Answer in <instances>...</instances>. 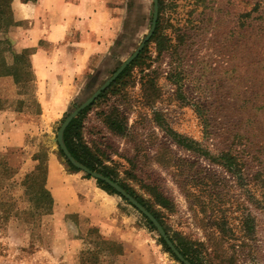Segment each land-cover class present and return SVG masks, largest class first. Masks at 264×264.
<instances>
[{
	"label": "rangeland",
	"instance_id": "374dc122",
	"mask_svg": "<svg viewBox=\"0 0 264 264\" xmlns=\"http://www.w3.org/2000/svg\"><path fill=\"white\" fill-rule=\"evenodd\" d=\"M12 3L11 21L0 29L8 65L35 50L18 40L23 24ZM157 3L155 36L124 76L74 117L71 140L158 213L191 262L264 264V0ZM153 8V0H106L119 35L106 40L97 67L51 74L54 84L66 77L75 83L69 92L46 88L44 113L43 88L19 95L12 77L0 76V99L30 111L17 115L16 131L0 123V264H79L91 228L121 244L122 253L103 264H183L139 210L76 168L57 141L63 121L143 42ZM36 156L59 165L44 185L53 190L51 203L40 178H25Z\"/></svg>",
	"mask_w": 264,
	"mask_h": 264
},
{
	"label": "crops",
	"instance_id": "0c3cea01",
	"mask_svg": "<svg viewBox=\"0 0 264 264\" xmlns=\"http://www.w3.org/2000/svg\"><path fill=\"white\" fill-rule=\"evenodd\" d=\"M12 7L16 19L23 24V27L17 30L21 46L35 48L29 57L35 76L31 86L33 85V90L43 88V96L38 99L43 113L48 111L50 103L49 90L46 88L61 85L65 87V92H69L75 83L73 77L69 79L66 77L61 80L62 84H54L51 74L66 71L86 73L97 67L107 54L106 40L113 37L111 43L114 42L121 29L120 23L115 30L116 9L113 12L109 9L107 16L106 0H33L27 3L13 0ZM112 16L113 20L107 19ZM114 32L115 36H112ZM43 44L47 47H42ZM81 86L82 83L78 84V87ZM13 87L18 91L20 89L16 84H13ZM2 98L6 106L0 111V123L4 131H16L22 126L16 120L17 115L26 112L29 114L30 111L24 107L11 106L6 95ZM64 98L61 97L59 102L63 100L62 105L65 108ZM58 167L56 159L49 157L47 185H50L51 175ZM51 191L53 194L52 189Z\"/></svg>",
	"mask_w": 264,
	"mask_h": 264
},
{
	"label": "trees",
	"instance_id": "16d2710c",
	"mask_svg": "<svg viewBox=\"0 0 264 264\" xmlns=\"http://www.w3.org/2000/svg\"><path fill=\"white\" fill-rule=\"evenodd\" d=\"M24 1H28V0H24ZM10 3L11 0H0V29H3V27L8 25V23L11 21L9 18H7L11 14ZM155 34L156 32H154L153 35H151V37L153 38ZM31 53H32V49H29L28 51H26V53L23 54L22 53L19 55L15 54L14 62L11 65H8L7 62H5V60L1 57V50H0V76H11L14 84H16L17 87L20 86L18 94H23L24 93L23 89H29V88L33 89L32 87L33 85L31 86V83L34 80L35 76L31 68V63L29 59ZM126 70L127 68L123 69V71H121L118 74V76L110 83V85L104 91L101 92V94L105 93L106 90H108L113 85H115L124 76ZM3 102L4 101L0 99V110L4 108ZM77 118L78 117L72 119L63 132V142L65 143L68 151L77 161L81 162L89 169L98 171L114 181L115 178L110 174V172L105 171L104 168L102 169L97 168L95 164L91 162L90 158L86 154H80L77 151L74 143L71 140L72 128L74 127V123L77 120ZM224 157L225 158L223 159H225L226 162H231L232 165L236 166V163L233 162L235 161L233 156H231L230 154L229 155L226 154ZM33 159L37 161V164L35 165L33 171L25 175V178L29 180L31 178H40L41 183L43 184L40 187V191L49 198V201L51 203L52 196L50 192L44 188L47 177V164L41 156L33 157ZM72 168L77 170L74 167ZM97 182L103 185L104 188L111 190V188L107 184H104L103 181L97 179ZM120 186L131 196H133L142 206H145L142 200L138 196H136L133 192L129 191L127 187L123 185ZM147 210L155 217V219L159 223L162 224L158 213L151 211L149 208H147ZM148 223L151 224L150 221H148ZM87 234L91 236L88 240L89 246L85 248V250L81 251L79 264H103L107 259H112L113 257L122 253L121 244H119L116 241L103 238L97 233V230L95 228L89 229ZM171 241L174 242L172 239ZM162 242L165 244L164 241ZM174 246L185 259H187L191 264H195L190 261L191 259H188L187 252H185L182 248H180L178 244L174 243Z\"/></svg>",
	"mask_w": 264,
	"mask_h": 264
},
{
	"label": "water",
	"instance_id": "95a60500",
	"mask_svg": "<svg viewBox=\"0 0 264 264\" xmlns=\"http://www.w3.org/2000/svg\"><path fill=\"white\" fill-rule=\"evenodd\" d=\"M154 8H153V17L151 22V27L149 32L147 33L145 39L140 44V46L135 50V52L127 58L118 68L117 70L112 74V76L106 80L93 94L90 96L87 100H85L79 107H77L71 114L63 121L61 124L58 134H57V141L58 144L67 157V159L79 170L83 171L85 174H88L89 176L101 180L108 184L111 188H113L119 195L124 197L126 200H128L137 210H139L156 228L159 235L163 238L167 246L170 248V250L175 254V256L183 262V264H191L187 259H185L180 252L175 248L173 242L170 240V238L167 236L166 232L160 225V223L155 219V217L145 208L143 207L134 197H132L128 192H126L119 184H117L115 181H113L111 178L104 176L100 174L99 172L93 171L89 169L87 166L77 162L74 160V158L70 155L67 148L64 145L63 142V132L66 128V126L69 124V122L85 107H87L91 102H93L99 94H101L102 91H104L110 83L118 76V74L125 68V66L134 58L137 56L141 48L143 47L144 43L150 38V36L153 33V30L155 28L156 19H157V9H158V3L157 0H153Z\"/></svg>",
	"mask_w": 264,
	"mask_h": 264
}]
</instances>
